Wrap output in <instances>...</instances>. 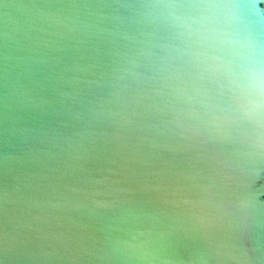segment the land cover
I'll return each instance as SVG.
<instances>
[{"label": "water", "instance_id": "obj_1", "mask_svg": "<svg viewBox=\"0 0 264 264\" xmlns=\"http://www.w3.org/2000/svg\"><path fill=\"white\" fill-rule=\"evenodd\" d=\"M0 264H264V0H0Z\"/></svg>", "mask_w": 264, "mask_h": 264}]
</instances>
